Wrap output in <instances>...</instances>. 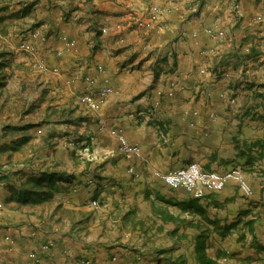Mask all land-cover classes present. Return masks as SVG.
<instances>
[{"label": "crops", "instance_id": "crops-1", "mask_svg": "<svg viewBox=\"0 0 264 264\" xmlns=\"http://www.w3.org/2000/svg\"><path fill=\"white\" fill-rule=\"evenodd\" d=\"M263 4L0 0V79L20 41L58 69L37 73L40 89L53 88L59 72L66 84L63 103L47 102L36 118L37 98L0 84V166L13 171L0 179V264H264ZM151 6L162 13L146 28ZM213 25L216 37L205 32ZM106 82L114 93L98 111L77 103L93 118L80 119L76 135L51 131L56 104ZM110 129L140 155L120 154ZM71 137L89 149L87 161L75 163L61 142L52 148ZM192 162L241 169L252 196L230 182L196 198L152 175ZM43 176L41 186L28 185Z\"/></svg>", "mask_w": 264, "mask_h": 264}, {"label": "bare ground", "instance_id": "bare-ground-1", "mask_svg": "<svg viewBox=\"0 0 264 264\" xmlns=\"http://www.w3.org/2000/svg\"><path fill=\"white\" fill-rule=\"evenodd\" d=\"M233 10L238 12L239 5L238 3L233 4ZM149 17L145 22H140L141 26L146 28H151V26L158 20L161 16L162 11L157 6H151L148 10ZM102 32H106V29H102ZM205 32L210 37H216L219 34L218 27L213 25L205 29ZM38 32L34 33L32 36L34 38L38 37ZM196 36V35H194ZM63 44L67 48H71L75 45V41L68 39L64 36L61 37ZM18 50L21 52H26L33 54L36 52V46L34 43L22 42ZM41 71H47V66L45 64H39ZM97 70L100 72L104 71L102 65H98ZM53 72H57L58 69L55 67L52 69ZM90 78V77H89ZM92 79V78H91ZM91 79H87L91 84ZM113 89L105 83V86L101 88L98 93H83L79 95V103L85 105L88 109L92 111H98L108 96L113 93ZM160 94V92H158ZM169 97L173 96V92L169 91L167 93ZM109 134L117 140L118 143V152L127 157H138L140 155V148L137 145H133L127 141L125 136L118 132L115 129H110ZM130 172H133V169L130 168ZM153 177L162 181L171 188L177 189L182 188L187 193L193 197L200 198L207 192H220L226 185L230 182L235 183L241 193L250 198L253 194V190L245 178L244 172L239 168H231L229 170L218 172V171H207L203 170L198 164L191 163L187 166L173 170V171H154L152 173ZM81 264H106L105 262H95L90 260H84Z\"/></svg>", "mask_w": 264, "mask_h": 264}, {"label": "rangeland", "instance_id": "rangeland-1", "mask_svg": "<svg viewBox=\"0 0 264 264\" xmlns=\"http://www.w3.org/2000/svg\"><path fill=\"white\" fill-rule=\"evenodd\" d=\"M258 17H260L259 20L257 19ZM262 19L264 20V4L260 8V15L256 17V21L261 20L260 22H258L261 24ZM23 34H25V32L19 33V37H17V38H21L22 40H24L25 38H23ZM21 43L22 42L18 41L14 45V49H13V52L11 53L10 58L15 59V60H11V62H9V63H12L11 67L13 65V68L6 67V66L4 67L5 68L4 75L7 78L4 77V78L0 79V80H2V82L0 84L2 85V83H6L7 81H9L10 82V92L14 91V93L17 95L18 91H20L23 94L30 95L34 99L37 98V100H39V101H35L36 105L34 104L31 107V111H32L31 114H33L34 118H36V117L42 116V114L40 115V113H42L44 111H46V113L49 112L48 108H46V107H49L46 104L47 102H49V103L50 102L63 103V101L65 100V97H66V93H64L66 90L65 89L66 84H62L61 81L64 78L62 77V72H59V74H58L59 76H56V77L61 76V78H58L59 80H57V82L53 84V88H51L52 87L51 86L50 88L40 89L41 84L39 83L38 76H37V73H39L41 71L39 68V64H45L46 65V63L43 62L41 59H39V60L35 59V57H37L36 52L33 54H29L26 52L18 51V47ZM8 55H10V54H8ZM47 70L52 71V69H49L48 66H47ZM105 80H107V79H105ZM107 82H108V80H107ZM112 92L114 93V90ZM67 93H69V92H67ZM72 93H74V92H72ZM79 95L80 94H77V93L72 94L67 103L56 104V106H54L52 108V109H54V111L51 112V115H53V117H54L53 119H55V121L53 123L54 126L51 127V129H52L51 131L70 133L72 136H74V135H76V133L74 131L77 132L79 128H83L84 124H79L81 122L80 119L85 118V120H87V122H88V120L93 118V116H90V113H88V112L85 114H81L84 111L78 109L77 103H79V100H78ZM65 105H68L69 108L63 107ZM66 113H67V116H66ZM87 122H86V125H87ZM39 135H41V134H39ZM79 139L76 137L75 138L71 137L70 139L65 141L62 138H58L57 140H54L56 143H52V148L56 150L58 148L57 146L62 145V148L64 150L70 151L69 152L71 154L70 156H71V158H74L75 163H78L79 161L80 162L81 161H87V158L90 155L87 156L86 153H89V154H91V153H90L89 149L83 150L81 148H78L77 142L81 141V139L80 140ZM58 142H61V145H60V143L58 144ZM89 142L90 141L87 140L85 142V144H88ZM71 151H73V152H71ZM77 158H78V160H77ZM28 163H30V162H28ZM192 163H195V162H192ZM189 164H191V163H189ZM195 164H198V163H195ZM2 167L3 166H0V179L4 181V179L8 175H10V173H12L13 171L10 170L11 168L9 169L8 167H3V168ZM94 206H97V205L95 204Z\"/></svg>", "mask_w": 264, "mask_h": 264}, {"label": "trees", "instance_id": "trees-1", "mask_svg": "<svg viewBox=\"0 0 264 264\" xmlns=\"http://www.w3.org/2000/svg\"><path fill=\"white\" fill-rule=\"evenodd\" d=\"M47 181V178H45L44 176L43 177H32V178H29L28 180V185L29 186H32V187H35V185L37 186H41L43 182Z\"/></svg>", "mask_w": 264, "mask_h": 264}]
</instances>
